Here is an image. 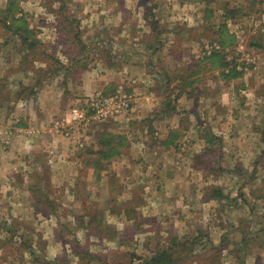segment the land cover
<instances>
[{
  "label": "crops",
  "instance_id": "1",
  "mask_svg": "<svg viewBox=\"0 0 264 264\" xmlns=\"http://www.w3.org/2000/svg\"><path fill=\"white\" fill-rule=\"evenodd\" d=\"M9 1L14 0H4L0 5L1 13ZM102 1L83 5L95 24L92 28V22L87 21L91 24L87 25L90 31L86 32L85 22L79 24L78 28H73L69 22L64 23L72 35L71 42L77 43L78 49L83 48L78 52L75 63L66 69L68 76L77 78H70L63 88L54 87L59 94L49 95L47 99L42 94L40 97L37 95L34 107L21 113L22 128L14 131L13 135L14 149L18 155L15 151V157L11 152H0V204L3 192L8 190L7 176L33 172L38 177L42 171L48 173L46 186L54 193L58 191L59 197L64 199L60 207L65 209L64 203H67L66 208L70 209L69 204H73L78 209L73 211L78 214L76 218L82 221L86 219L75 231L81 249L84 242L91 252L97 254L93 248L103 249L99 244L100 240L103 241V234L95 223L97 214L116 226L113 235L126 236L131 227L124 224L134 222L131 212L135 215L134 211L140 209L135 206L118 208L119 205H132L135 202L132 198L136 194L134 189L137 188L142 193L138 196L146 197V201L150 193H145V189L166 194L171 179L163 173L170 166L173 170L184 172L188 169L189 173L193 172L191 188L197 190L199 203L210 200L213 204L216 198L212 194L202 199L201 193L210 186L211 178L208 175L214 167L213 172L219 175L217 179L227 177L230 181L237 180L240 195L245 193L248 196V191L255 193L249 199L252 207L245 214L244 223L236 224L239 234L242 227L246 228L242 234H247L248 225L251 224L247 221H255L256 213L262 216L254 225L264 228V207L258 204L264 202V195H256L259 190H264V0H223L217 7L212 0H151L153 3L144 0L146 5L138 0H127L125 6L115 1L106 7L102 6ZM18 7L21 12L16 17H25L24 21H18L20 24L25 23L33 31L43 29L33 27L37 23L36 14L28 11L30 18L27 19L24 6L18 3ZM226 12L230 16L238 15L226 18ZM235 25L241 29L246 47L259 60L257 71L246 73L228 67L229 63H233V60L228 61L233 55L227 50L232 49L236 42ZM106 28L109 35L104 36ZM93 31V35H97L94 40L90 34ZM220 35H224L222 42ZM33 37L35 39V35ZM90 38L92 41H89ZM210 42H218L222 51L206 55L203 45ZM86 45L92 48L93 54L89 58ZM101 45H106L102 47L109 59L105 55L102 57ZM1 50L0 90L3 89L1 81L9 69L2 55L6 53ZM119 86L133 94L132 108L118 119L98 123L93 133L83 137L85 147L80 153L75 147L76 138H67L55 132L52 123L57 118L54 117L62 113L60 116L63 118L79 98L95 90L111 94ZM51 87H44L42 93ZM17 90H13L14 94ZM0 115H3L1 110ZM101 136L115 138L112 147L117 145V141H123V146L118 148L119 153H110L108 147L100 145ZM139 139L140 142L134 145L137 148H133L132 140ZM21 141L28 143V148L23 152L16 146ZM100 152H108L110 157H101ZM10 154L15 161H9ZM214 156L218 160L208 165ZM167 157H174V160L169 162ZM201 172L205 173L204 181L197 176ZM185 178L188 176L185 175ZM175 180L176 184L181 182L183 187L180 197L190 196L181 175ZM148 181L150 186L145 187ZM27 193L18 199H8L10 211L0 208V216L41 218V210H36L34 205L39 200ZM46 194L48 197L45 198L53 199L50 192ZM160 197L159 194L157 204ZM16 203L20 206L17 212L11 209V204ZM100 203L106 205L102 210ZM182 203L183 208L190 206L186 199ZM52 216L47 213V230L54 226L48 224ZM56 218L59 217L56 215ZM226 219L230 217L226 216ZM119 223L124 230L117 226ZM139 224L142 222L136 221V225ZM54 230L51 229L53 233ZM211 230L215 231L216 228ZM142 231V234H150L146 227ZM261 231L264 232V229ZM221 232L225 234L228 228ZM43 233H46V239L49 232ZM205 233L208 234V231ZM132 234L140 235L137 230ZM53 246L51 248L55 251H59L57 246L62 252L66 248L63 244Z\"/></svg>",
  "mask_w": 264,
  "mask_h": 264
},
{
  "label": "rangeland",
  "instance_id": "2",
  "mask_svg": "<svg viewBox=\"0 0 264 264\" xmlns=\"http://www.w3.org/2000/svg\"><path fill=\"white\" fill-rule=\"evenodd\" d=\"M17 1L26 9L25 11L27 12L25 15L27 19L30 18L28 15L30 16L31 12H33V15H37V19L35 18L37 23L33 24V27L38 26L43 27V29H34L35 46L33 48H28L25 47L26 45L23 47V42L20 40L21 37L19 34L14 33L12 30H8L5 28V24L0 22V48L6 53L2 55L5 56L4 58L7 64H9V69L1 81L3 89L0 90V110L3 113V115H0V152L8 151L12 154H14L15 151V140L13 139V135H15L14 131H18L22 128L20 127L22 125L21 113L34 107L33 105L37 95L40 97L42 94L44 98L47 99L49 95L59 94V91L57 92L58 87L63 88L64 84H68L70 78H77L68 76L66 69L68 65L75 63L78 58V52L80 50L82 51L83 48L78 49L77 43L71 42L72 35L68 33L69 31L67 26H64V23H71L73 28H78L79 24L83 25L84 22L86 26L91 25V22L93 24V21L89 18L90 14H87L88 12H86V10L84 11L83 5L97 0ZM115 1L123 6H125V2L127 3V0H103L102 6L106 7L105 5L111 2L115 3ZM153 1L151 2L153 3ZM222 1L223 0H212L216 7L221 5ZM3 2L4 0H0V5L3 4ZM138 2L146 5L144 0H138ZM28 11H30V14ZM2 15L3 14L0 12V20L3 19ZM107 15L109 14L107 13ZM104 16L103 14V17ZM94 25L95 24L91 27L93 28ZM90 30L91 29L87 26L86 32ZM104 31L106 32L104 36L109 35L108 28L104 29ZM93 33L94 31L90 33L91 37ZM96 36L95 34L93 35V40ZM82 38L84 37L82 36ZM79 39L81 41V38ZM89 41H92V39L90 38ZM205 44L203 46H205ZM79 45L80 47L82 46L81 43ZM87 46L88 45H86V47ZM102 46L103 45H101V47ZM105 46L106 45L103 47ZM103 47L102 57L105 55L107 59H109V55L105 53L106 50H104ZM27 50L29 51L27 52ZM86 50L88 52L87 57L89 58V56L93 54L91 53L92 48L88 46ZM248 52L252 55L255 54L249 49ZM234 57L233 63H229V69H236L241 72L245 71L246 73L257 71V68L239 60V56L234 55ZM257 65H259V60H257ZM12 74H16V76L13 77ZM50 85L53 87L42 93L44 87ZM13 86L16 88H12ZM66 87L68 89L69 86L66 85ZM13 90H17V94H14ZM68 91L70 93V90ZM96 92H98V90H95L90 95L82 97L81 99L79 98L75 105H84L85 100ZM64 94H66V91ZM14 100L16 101V106ZM60 114L62 115V113ZM60 114L56 115L57 117L54 118L61 119ZM14 120L17 121L16 124L13 123ZM99 124H93L89 129L83 130V132L81 131L83 133L82 136L85 138L86 134L93 133L96 126ZM29 128L30 126L26 127V129ZM57 134L64 136L61 133ZM79 135V133H76V143H79L82 139L80 138L79 140ZM132 141L134 142L132 143V147L137 148L134 145L140 142V139ZM132 141H130V143ZM77 145L78 144L75 145L77 152L80 153V150H84L85 146L79 147ZM16 146L19 151L23 152L28 148L26 147L28 143L21 141V144L19 145L16 143ZM177 147H179V145H177ZM15 153L17 156L18 152L15 151ZM12 154H10V157L6 156L7 158H11V160L8 158L9 161H15V158H13L15 154L11 157ZM215 156L213 159L209 160L212 162H208V165L214 164L216 160H218V157L216 158ZM173 160L174 157H167V161L172 162ZM180 160H182V158H180ZM213 169L208 175L211 178V184L207 189L202 188L203 193H201L202 199H205L209 193L213 195L214 189H218L222 196H214L216 202L213 204L210 203V200L207 203L205 201H203L204 203H199L197 190L191 188V183L194 181L193 172H191L192 174L189 173L188 169L184 172L173 170L170 166L169 170L163 173V175H167L171 179L170 186L166 189V194L157 193L151 188L148 190L145 189V193H150L149 200L146 201V197L138 196L142 193L141 190L137 188L134 189L136 194L132 196L135 201L132 205H119L118 208H132L135 206L140 209V211H134L136 213L135 215L133 211L131 212V219H133L134 222L131 224H124V226L131 227L126 236L121 237L113 235L116 226L113 223H108L106 219L103 220L101 214H97V219L95 221L96 228H100L103 234L101 235L103 241L100 240L99 243L102 245L103 249L93 248L97 254L91 252L89 250L90 247H86L84 242H82L83 246L81 249V244L77 241L78 238L75 235V231L86 219L82 218V221L76 218L78 214H75L73 211L78 209H76L73 204H69L70 209H67L66 207L68 204L64 203L65 209H67L68 212L60 207L64 199L59 197L58 191L54 193L52 189L50 190L48 189L49 187L46 186L48 173L42 171L43 173L39 174L38 177L35 176L33 172L11 174L7 176L6 183L8 185H6V187L8 190H5L3 192L4 195L1 196V200H3L1 201L2 204H0V208H4L5 211H10V203H8L7 200L18 199L21 195H26V193L29 192L39 200L37 205L36 203H34V205L36 210H41L43 215L40 214L42 216L41 218L39 216L37 220L25 218L24 216L22 219H20V216L19 218L14 215H12L13 217L0 216V264H139V260L150 256L157 248L166 247L173 242L179 244V246H177L178 244L175 245V262L173 264H264V232L261 231V229L264 228H262V226L257 228L256 224L254 225V223L260 220L262 215L256 213L255 221H247L251 224L248 225L249 231L245 235L242 233L246 228L242 227L240 230L241 234H239L236 225L240 222L244 223V219H246L245 214H248V211L251 210L252 207L249 204V199L253 197L255 193L248 191V196H246L245 193L240 195L237 180L230 181V178L227 177L224 179H217L219 175H217L216 172L214 173ZM204 174L205 173L201 172V175H196L199 177L201 176L204 181L206 178ZM179 175H181L183 181H186V192L188 191L190 194V196H186L183 199L180 197V189L183 188L180 185L181 182H178V184L175 183V177ZM185 175L188 176L187 179ZM196 179L198 178L196 177ZM11 181H13V183H11ZM13 184L18 187H14ZM41 185L44 186V189L40 188ZM147 186H150L149 181L145 187ZM49 192L50 195H53L52 200L45 198L48 197L46 193ZM236 192H238V195ZM159 194L161 196L160 203L157 204L156 199ZM256 195H264V190H259ZM185 199L190 206L183 208L184 203L182 202ZM239 199L240 201H238ZM245 201L248 203L245 204ZM258 204L259 207H264V202L260 201ZM100 205L101 210L102 207H106L105 204L100 203ZM246 205L249 209L246 208ZM11 207V209L14 208L16 212L20 209L17 203L11 204ZM24 207H27V205L24 204ZM47 213L55 216H52L50 222L48 221V224H54V226L51 225L53 230L55 229L54 233L51 231L52 228L47 230L45 227L46 218H48ZM67 214H69V217H67ZM56 215L59 218H56ZM226 216L230 217V219L227 220ZM237 217L238 219L236 220ZM136 221L142 222V224L136 225ZM117 226L120 228L124 227L121 223ZM212 226L216 228L215 231L211 230L213 228ZM145 227L149 230L150 234H142V230L145 229ZM226 228H228V232L225 234L222 233L221 231ZM121 229L124 230V228ZM94 230L96 231L95 228ZM134 230H137L140 235L134 236L132 234ZM43 231L49 232V236L46 237V239L44 237L46 233L44 234ZM206 231H208V234L205 233ZM54 244L65 245L66 248L64 252L60 250L61 248L59 246H57L59 251L52 249ZM86 244H88V241H86Z\"/></svg>",
  "mask_w": 264,
  "mask_h": 264
},
{
  "label": "built area",
  "instance_id": "3",
  "mask_svg": "<svg viewBox=\"0 0 264 264\" xmlns=\"http://www.w3.org/2000/svg\"><path fill=\"white\" fill-rule=\"evenodd\" d=\"M236 35V42L232 49H228L227 53L239 56V60L243 63L257 68V57L248 52L245 41L240 33L237 25L233 27ZM222 51V47L218 42L207 43L204 46V53L211 55L214 52ZM232 57L228 61L234 60ZM233 62V61H232ZM134 96L123 87H119L112 94H105L98 91L89 96L84 105H75L71 107L67 114L61 118L56 119L52 126L57 133H61L67 138L75 139L76 133H79V140L77 143L79 147H84L83 130L89 129L93 124H98L106 121H111L124 116L133 106ZM82 131V132H81Z\"/></svg>",
  "mask_w": 264,
  "mask_h": 264
},
{
  "label": "trees",
  "instance_id": "4",
  "mask_svg": "<svg viewBox=\"0 0 264 264\" xmlns=\"http://www.w3.org/2000/svg\"><path fill=\"white\" fill-rule=\"evenodd\" d=\"M20 9L18 7V3L17 1H9L7 4V7L5 10L2 11L4 17H3V23L5 24V28H7L8 30H12L14 33L19 34L21 37V40L23 42V47H34L35 46V39H34V31L33 30H29L28 27L25 25V23H19L18 21H24L25 17L24 16H20V17H16L17 13H20ZM227 13V12H226ZM227 17L226 18H235V16H230L228 13L226 14ZM10 22V23H8ZM226 34V32H225ZM226 36V35H225ZM224 35H220V39L221 42L223 41ZM102 137V136H101ZM115 138H109L107 136H104L100 139V145H102L103 147H108L110 151V153L112 152H118L119 153V147L123 146V141H117V145H115L114 147H112V144L114 143ZM101 157L104 156H109L108 152L103 153L100 152ZM220 192L218 189H214L213 191V196H219L220 197ZM178 243L177 242H173L170 245L168 244V246L166 247H159L157 248L150 256L139 260L140 263L139 264H173L175 262V251H176V246ZM179 246V244L177 245ZM181 258V257H180Z\"/></svg>",
  "mask_w": 264,
  "mask_h": 264
}]
</instances>
